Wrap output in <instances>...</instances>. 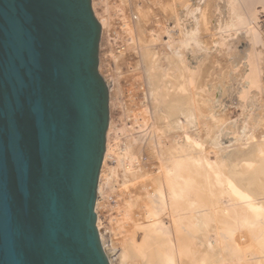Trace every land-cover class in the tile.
Returning <instances> with one entry per match:
<instances>
[{
    "label": "water",
    "instance_id": "95a60500",
    "mask_svg": "<svg viewBox=\"0 0 264 264\" xmlns=\"http://www.w3.org/2000/svg\"><path fill=\"white\" fill-rule=\"evenodd\" d=\"M101 35L92 0H0V264H110Z\"/></svg>",
    "mask_w": 264,
    "mask_h": 264
},
{
    "label": "bare ground",
    "instance_id": "6f19581e",
    "mask_svg": "<svg viewBox=\"0 0 264 264\" xmlns=\"http://www.w3.org/2000/svg\"><path fill=\"white\" fill-rule=\"evenodd\" d=\"M140 1L141 3L143 2V0ZM178 1L174 0L176 4L178 2V4L182 6H179L178 10L183 8V12L187 11L194 19V28L193 30H191V27V29H189L194 34L211 32L210 26L214 24V16H216L215 9L217 8V12L218 10H223L219 6L215 8L216 5L213 0H196L198 2L197 4H194V7L192 6V3L189 2L190 0H187L186 2H183L182 0ZM253 1L258 2V0ZM237 2L236 4L234 1L232 8H229L231 10L228 9L233 15L232 18L235 16L236 20L235 23L232 21V26H241L246 24L247 21L244 19V12L242 13L240 8H245L244 3L246 7L249 6L244 0H237ZM240 2H243V6ZM251 2V8L253 9L254 6L252 7ZM239 4H241V7ZM166 5L168 4H164V7ZM168 6H171L170 10L168 9ZM168 6H166V10L163 6L160 8H164L165 11L168 10L164 13L165 15L169 11L176 14L177 23H175V29L182 27L184 22L181 17L178 16L181 12L176 10L179 12L177 15V12L175 13L176 7L173 8V4ZM143 7L141 10L139 9V15H141L142 10L145 8ZM251 8L249 7V9ZM145 9L144 15L147 16V10ZM148 10H150V8ZM161 10L164 11L163 9ZM255 10L253 9L251 11L252 14ZM183 12L181 16H183ZM187 12H184V14H187ZM222 13L223 12H221V14ZM247 13H249L248 10ZM252 14L250 17L253 16ZM227 15L229 16L230 14ZM145 16H143L142 13V16L140 17L146 19ZM187 16L188 15H186V17ZM254 16L257 15L255 14ZM254 16L253 18L256 19L257 17L255 18ZM165 17L172 18L168 14ZM176 17L173 16L174 19ZM148 18H150L149 12L147 17V20L149 21ZM140 19H138V21L144 20ZM147 20L145 21L146 23L148 22ZM174 22L175 21L172 20V23ZM143 23L144 21L138 25L139 30L142 33L141 37L145 36L143 33L146 31V29L144 30L145 26ZM101 25L104 28V25ZM229 26L231 27V25ZM186 27L184 28L186 34L188 33V35H191L192 33L189 34L190 32H187ZM180 31H182V29ZM182 32H184V30ZM182 32L181 34L183 35ZM251 33L249 32V35L247 34L246 36H251ZM185 35H183V37ZM146 38L143 37L141 41L145 44V48L148 50V52L146 51V54L148 58H151L150 64L152 65V68H154L157 75H160L162 79H167L166 85L171 84V88L173 87L172 89L177 88V93L185 95L186 101L189 102L190 109L179 110L172 121L165 120V126H167L170 131L168 136L171 138L168 145L164 144L163 148H161V155L158 154L159 151L156 150L155 146H149L147 148V152L150 156L161 157L162 167L160 168L161 171L159 174L152 175L151 177L146 176L147 178L140 181L139 184H132V186L134 185L132 187L133 189L138 185V187H135V191H139V193L135 194L136 198L134 197L135 200H133L134 207L138 208V210L134 212L131 207L132 210L129 211L130 219L133 220L136 229L133 225L132 229L135 231L133 230L134 233L131 237L127 238L128 240L126 241L125 249L123 251H119L116 247L115 241L108 244L106 240L107 233H105L106 235L102 233L101 224L100 222L98 223L97 226L100 239L109 263L133 264L135 261L134 264H264V109L260 112V107L258 113L255 109L259 105L258 102L261 101H258L257 98V106H255L256 101H254L256 96L258 97V94L263 95L264 92L263 84L261 86L263 69L261 70L260 68V58L258 59L259 61L253 59V57L249 59V73L245 78L247 85L246 89L244 86L245 90L243 91L245 92L241 93L243 95H240L242 98H240V104H242V110L245 112L243 111V113L240 114V118L238 117V119L232 121L230 116H227V113H230L231 110L227 113H223L225 110L223 112L222 109L221 111L218 110L224 105H220L221 107L218 106L219 103L217 104L218 101L215 100L217 90L220 88L217 83L215 84L211 81L216 78L218 73L215 77L213 76L214 78L211 76L214 74V69L216 72V65H220V61L218 60H221V62L223 60L218 57V54L216 56L218 60L216 59L213 55L215 50L212 53V48L208 47L206 43H203L204 48H202L203 46H200V48H202V53L198 48V53L200 54L194 52L196 54H192L190 58V56L186 55L187 52L184 53V50L176 51L177 49H175L174 51L176 52L170 54L167 53L168 55L166 54L167 57L164 59L169 63V68L167 67V69L163 71L160 66V52L158 54L156 51L152 50V48L150 49L149 46L156 39L153 38L154 40L151 41V38L150 40L149 37L148 39ZM160 38L163 41L162 37ZM184 38H190V36ZM223 38L224 37H222L221 40H224L223 42H225V39L227 38ZM145 39L150 41V43ZM172 39H174V36ZM172 39L169 40L172 41ZM177 39L175 38V40ZM207 40L209 42V39ZM153 43L155 44V41ZM176 43L177 42H175V44ZM214 43H216L214 45L216 51L219 46L221 48L223 45H226L228 48L230 47V49L227 48V50H233L231 49V45L228 46V44L231 43H227V41L225 44H222L219 41L218 43L216 41L213 42V44ZM187 44L186 42L180 43L181 49H184V47L187 48ZM195 44L198 45L197 41ZM232 44L235 43L232 42ZM176 45H179V43ZM166 50L168 49L166 48ZM227 50L225 49L227 52L226 54H230ZM162 53L163 52H161V55ZM221 57L224 58L225 56ZM227 58L229 57H226V61ZM170 66L174 68H170ZM224 69L225 68L220 70ZM223 76L225 78V75ZM108 82L109 89H111ZM218 82L221 81L219 80ZM252 92L255 93L254 96ZM260 98L262 99V96ZM242 101L244 102L242 103ZM188 104L187 106H189ZM232 105H234V103ZM262 105L264 106L263 103ZM249 107L251 109H248ZM225 108L226 107H223V109ZM167 116L168 115L165 117L166 119ZM161 120L162 118L157 120L158 125L163 123V120ZM203 124H208L209 129L206 130L207 127L205 126V129L202 126ZM111 127L112 122L110 121V129ZM107 134L108 137L110 131ZM231 135L233 136L234 142L230 144L227 142L228 138L226 139V137ZM234 149H237V151L233 152ZM108 154L107 151L104 158L105 161L103 163L102 172L100 174L102 177L107 166ZM137 171L138 172L134 171L137 173H134V177L136 176L140 179L144 172L141 169H137ZM101 182L102 180L99 181V183ZM135 217H137V219H135ZM141 221H144V223L141 224ZM127 224L129 225V223ZM127 224L126 226H128ZM121 243L123 242L121 241ZM114 256L117 257L115 259L117 262L113 259Z\"/></svg>",
    "mask_w": 264,
    "mask_h": 264
},
{
    "label": "rangeland",
    "instance_id": "374dc122",
    "mask_svg": "<svg viewBox=\"0 0 264 264\" xmlns=\"http://www.w3.org/2000/svg\"><path fill=\"white\" fill-rule=\"evenodd\" d=\"M175 1H178V0H175ZM182 1L186 2L187 0L185 1L182 0ZM198 1L190 0L189 2L192 3V6L194 7V4L195 3L197 4ZM216 1L217 0H213V2H215L214 4L216 5V6L214 5L215 8L219 6L223 10H218L217 12V8L216 9L214 8L216 16H214L213 25L215 27L213 25L210 26L211 32H205V33L203 32V33L194 34L192 33V31L189 30L191 28H192L191 30H193L194 28V24H193L194 19L192 18L190 14H188L187 11H184L185 13L187 12V14H184L183 8L178 10L179 6L182 7L180 4H178L179 1L176 4L174 0H164V1L163 0H150V1L145 0V2L143 0L142 3L140 0H92L94 13L97 19L100 21V23L104 25V28L102 27V35H101V40H100L99 71H100V74L103 76V78L105 80L107 79L106 82L110 81L108 83L111 88L110 89V121L112 122V127L111 129L109 128V131H110V134L108 136L109 138L107 137L106 154H107V151L109 153L108 158H107L108 159L107 164H106L107 166L104 171L103 177L102 175H100V180H102V182L99 183V187H98V200H97V206H96V211L98 215L97 225L100 222L101 227H102V233L104 234L107 233V235L106 234L105 235L107 236L106 240L108 244H111L112 241H115L116 247L119 249L120 252L125 249V244H126V241L128 240L127 238L131 237V235L135 231L134 229H132L134 224H133V220L130 219L129 211L132 210V208H133L132 211L134 212L138 210V208L134 207L133 200H135L136 198L135 194L139 193V191L138 192L135 191V187H138V185L135 186L133 189L132 187L134 185L132 186V184H135V185L136 183L139 184L140 181H143L144 179H146L147 177H151L152 175H155V174L157 175L161 171L160 169L162 167L161 157L160 156H157V157L150 156V154L147 152V148L149 146H155L156 150L159 151L158 154L161 155V148H163L164 144L168 145L170 138H171L168 136L170 134L169 133L170 131H169V128L165 126L166 125L165 120L172 121L173 118L176 117L179 110H182V109L188 110V108L190 109V105L188 104L189 102L186 101L185 95L182 93H177L178 92L176 90L177 88L175 87L176 89H172L173 87L171 88V84L167 83L170 85V88H169V85H166L167 79H164V78L162 79L160 75H157V72L154 70V68H152V65L150 64L151 58H148L146 54L148 50L145 48V44L141 41V39L143 37L146 38L147 36L149 37V40L151 38V41L156 39L154 40L155 44L153 43L154 42L153 41L151 45L149 46H150V49L152 48V50L156 51L158 54L160 52V56H161L160 66L162 67L163 71L166 70L167 67L169 68V63H167V60L164 58L167 57V55L170 53H174L179 50L180 51L184 50V53L187 52L186 55L190 56L191 58L192 54L194 55L196 53L200 54L198 53L199 52L198 48L200 49V52H201V49L204 48L205 43L206 45H208V47L212 48L211 50L212 53L215 50L216 53L214 52L213 55L216 57L218 54L219 55L218 57L223 59L221 62V60H218V58L216 57V59L220 61L219 62L220 65H216L217 66L216 72L214 69V74L212 73L213 75L211 77L213 76L215 77L217 73H218L217 75L219 76L216 75V78L213 77L214 79L210 78L212 79L211 82L215 84L217 83V85H219V88H220L219 90H217L218 94L216 93L215 100L218 101L217 102V104L219 103L218 106L224 105L223 107H226L225 109H223V107L220 106L221 108L218 110L221 111L222 109V112L225 110L223 113L230 112L231 110L230 113H227L228 114L227 116H230L232 121L235 119H238L240 114H242L244 111L242 110L243 109L242 108L243 106H241L242 104H240L241 99H242L240 95L242 96L243 94L241 93L242 92L244 93L245 91L243 90L246 89L247 81L245 78L247 74L249 73V67H248L249 59L253 57V59H255L256 61L261 60L259 62L260 68L261 70L263 69L264 71V0H258V2H255L253 0H251L252 1L251 2L247 0L248 3L246 0H244L250 8H251V4H250L251 2L252 7L254 6L253 9L254 10L256 9L255 12L256 11L257 12L256 13L253 12L252 14L251 11L253 9L252 8H251L252 10L249 9V7H246L244 3L245 8L244 7L240 8V10L242 13L244 12L243 14L245 15L244 19L247 21H246V24H243L241 26H232L233 22L235 23L236 20H235V16L232 18L233 15L229 11L231 10L229 8H232V6L234 5L233 4L234 1L236 3L237 0H234V1L221 0V2L220 0H218L217 2ZM240 3H242V6H243V2H240ZM255 3L257 4V6ZM160 4H163V5H160ZM164 4H168V5L173 4V8L176 7L175 13L177 12L176 10L181 12V13L177 12V15L179 13L180 15L178 16H180L184 22L182 27L176 28L177 30L175 29V23H177L176 22L177 17L175 16L176 14H173L169 11L171 14L169 12L167 14L170 15L172 18L173 16L176 18L172 19L170 17L169 18L165 17L167 16V14L165 15L164 13L168 11V10L165 11L167 9L166 6L168 5L164 7ZM228 5H231V6H228ZM239 5L241 7V4ZM158 6H159V9H158ZM162 6L165 8V10L164 8H160ZM142 7L149 12V17H150L148 18L149 21L147 20L148 12L146 11L147 14L146 13L145 14L147 16H145L144 9L142 10V12L140 11L141 15H139L140 14L139 9L141 10ZM170 7L171 6H168L169 10H170ZM149 8L150 10H148ZM161 9H163L164 11H162ZM247 10L249 11V13H247ZM161 11L163 12L165 16L162 14ZM220 11L223 12L224 15L223 13L221 14ZM182 12H183V16H181ZM250 12L253 16L256 14L257 16H254V17L255 18L257 17V18L254 19L253 16L250 17L251 15ZM142 13H143V16L146 17V19H144V17L142 18L140 17L142 16ZM227 14H230L231 16L229 15L230 16L229 17ZM186 15L188 16L186 17ZM138 17L144 20H141ZM138 19H140L141 21H138ZM171 19L174 20L175 22L172 23ZM146 20L148 21L147 23L145 22ZM142 21H144L143 23L145 26L144 30L146 29V31H144L143 33L145 34V36L143 37H141L142 33L140 32L139 27H138V25H140ZM185 23L187 24V27ZM229 25H231V27ZM173 27L175 30L173 29ZM185 27L187 29V32L189 31L190 32L189 34L192 33L194 36L192 34L191 35H188V33L186 34V31L184 29ZM181 29L182 31L184 30V32L180 31ZM181 32L183 33V35L186 34L184 37L190 36V38H184ZM249 32L250 33L253 32L250 35L251 36L254 35L255 37L246 36ZM174 34H176L177 37ZM172 35L174 36V39H172L173 38ZM148 37L146 39H148ZM160 37H162L163 41L161 40ZM220 37L221 38L224 37L223 39H225L226 37L228 39V40L227 39L225 40L227 41V43H231V44H228V46L231 45V49H233L232 51L227 50L228 47H226V45H223L224 47L221 46V48L219 46V48L216 51V48L214 46L216 43L213 44V42L216 41L218 43L219 41L220 43H222L224 40H221ZM175 38L176 39L178 38L177 39L178 41L180 39L181 40L178 42L177 40H175ZM169 39H172L173 43ZM207 39H209V42ZM196 41L198 45L195 44ZM175 42L179 43V45H176L177 43L175 44ZM182 42H186V44L190 43L191 45L187 44L186 45L187 48L184 47V49H181L180 43ZM225 42H223L222 44H225ZM232 42L235 44H232ZM148 43H150V41H148ZM170 43L174 45H171ZM200 46L201 47L203 46V47L200 48ZM166 48L168 50H166ZM175 49L177 50L174 51ZM225 49L229 51L228 53L230 54H226L227 52L225 51ZM228 49H230V47ZM218 50L222 53V55ZM161 52H163L162 55H161ZM220 55L225 56V57L223 58ZM227 56L229 58H227V61H226ZM147 59L150 61H148ZM171 67L172 66H170V68ZM222 67L225 69L220 70V69H223ZM263 71H262V78H261L262 79L261 86L262 84L264 86V76H263L264 72ZM222 73L223 75H225V78L222 75ZM219 80L221 82H218ZM244 86H245V89H244ZM253 90L256 91L255 89ZM253 92L252 94L254 96L255 93ZM263 95H264V92H263ZM263 95L258 94V97L256 96V99L254 97L255 99L254 101H256L255 106H257L259 103L258 107H256V109L254 107V109L258 111L259 108L261 107L259 110L260 112H262L261 110L264 109V106L262 105V103L264 104ZM261 96H262V99L260 98ZM257 98H258V101L260 100L261 102H258ZM244 101H242V103ZM233 103L234 105H232ZM187 104L189 106H187ZM248 109H251V108L249 107ZM166 115H168L167 119L165 118ZM160 118H162L163 123L158 125L157 120ZM202 126L205 129L207 127L206 130L209 129L208 124H203ZM226 139H227V142H229L230 144L234 142L232 135L226 137ZM235 151H237V149L233 150V152ZM137 169L138 170L141 169L144 172V174L141 176L140 179L136 176L134 177V173H135L134 171L138 172ZM130 179H134V180H130ZM137 217H135V219H137ZM127 223H129V225ZM140 223L143 224L144 221H141ZM126 224L128 226H126ZM135 227L136 226L134 225V228ZM121 241L123 243H121ZM116 258H117L116 256L113 257L114 260ZM115 261L117 262V260ZM134 263L135 261L133 262V264Z\"/></svg>",
    "mask_w": 264,
    "mask_h": 264
}]
</instances>
